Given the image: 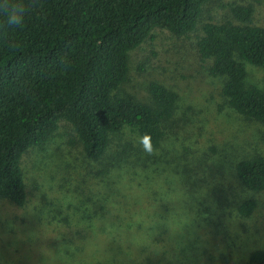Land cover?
Wrapping results in <instances>:
<instances>
[{"label": "rangeland", "instance_id": "rangeland-1", "mask_svg": "<svg viewBox=\"0 0 264 264\" xmlns=\"http://www.w3.org/2000/svg\"><path fill=\"white\" fill-rule=\"evenodd\" d=\"M249 5L253 24L264 26V0H212L203 6L194 32L179 37L156 29L129 53V77L118 95L150 104V82L177 94L162 149L146 154L139 138L125 129L94 161L61 121L47 144L23 155L25 205L0 199V264H246L253 251L264 250V191L247 190L235 172L238 161L264 157V127L227 106L221 95L225 79L209 75L210 63L196 49L205 23L238 24L231 8ZM245 69L246 85L264 93L262 69L249 64ZM144 166L167 173L161 186L152 187L151 213L122 214L120 227L112 230L99 218L96 239L77 214L69 226L86 236L76 244L65 241L71 232L62 219L68 218L72 199L75 206L89 205L107 191L104 182L123 184L118 169ZM105 170L115 174L103 181ZM76 187L78 197L70 201L67 192ZM247 199L256 207L241 219L237 206ZM183 236L196 245L181 244Z\"/></svg>", "mask_w": 264, "mask_h": 264}, {"label": "trees", "instance_id": "trees-1", "mask_svg": "<svg viewBox=\"0 0 264 264\" xmlns=\"http://www.w3.org/2000/svg\"><path fill=\"white\" fill-rule=\"evenodd\" d=\"M211 1L35 0L23 26L16 28L0 14V199L25 205L21 159L30 148L47 144L61 121L70 126L86 158L94 161L125 129L138 138L150 135L154 149H162L177 94L150 82V104L118 95L129 77V53L156 29L179 37L194 32L203 6ZM231 13L238 24L209 21L202 26L197 53L210 63V76L225 79L221 95L227 106L264 127V93L245 83V64L261 68L264 78V26L253 24L250 5L234 6ZM118 170L124 173L123 184L104 182L107 191L89 205L75 206L72 199L68 218L62 219L71 232L63 237L66 242L76 244L86 236L69 226L77 214L90 239H96L99 218L112 230L120 227L122 214L152 212V187L161 186L167 173L148 166ZM235 172L247 190L264 191L263 156L238 161ZM100 174L105 181L115 173ZM67 194L70 201L78 197L77 187ZM201 204L195 208L197 217ZM255 207L254 200H244L237 215L247 219ZM181 244L196 245L184 236ZM246 264H264V250L253 251Z\"/></svg>", "mask_w": 264, "mask_h": 264}, {"label": "clouds", "instance_id": "clouds-1", "mask_svg": "<svg viewBox=\"0 0 264 264\" xmlns=\"http://www.w3.org/2000/svg\"><path fill=\"white\" fill-rule=\"evenodd\" d=\"M35 6V0L31 4L26 5L23 0H0V14L6 17L7 25L10 27H22L25 21L26 13L30 7ZM142 150L152 155L155 151L150 135H142L138 140Z\"/></svg>", "mask_w": 264, "mask_h": 264}]
</instances>
